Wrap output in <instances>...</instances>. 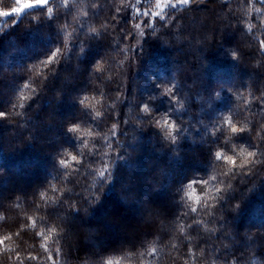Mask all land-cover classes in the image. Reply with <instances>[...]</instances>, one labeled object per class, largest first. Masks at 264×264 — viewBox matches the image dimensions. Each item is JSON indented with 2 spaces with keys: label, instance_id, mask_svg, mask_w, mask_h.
<instances>
[{
  "label": "trees",
  "instance_id": "16d2710c",
  "mask_svg": "<svg viewBox=\"0 0 264 264\" xmlns=\"http://www.w3.org/2000/svg\"><path fill=\"white\" fill-rule=\"evenodd\" d=\"M121 9L122 0H50L2 22L0 264L264 261V5L149 10L126 83L115 55L132 17ZM226 117L251 131L233 136ZM244 146L258 153L246 168L214 158Z\"/></svg>",
  "mask_w": 264,
  "mask_h": 264
},
{
  "label": "rangeland",
  "instance_id": "374dc122",
  "mask_svg": "<svg viewBox=\"0 0 264 264\" xmlns=\"http://www.w3.org/2000/svg\"><path fill=\"white\" fill-rule=\"evenodd\" d=\"M142 0H122V5H123V9H121V12L124 11L125 13H128L131 17H132V26H130V31H131V35L130 37H126L121 41V44L119 46L120 51L116 53L115 55V59L117 60V62L115 63V66H118V74L121 77V81L122 83H126L128 80V77L130 75V72L132 69H134V62H132V60H134V56L136 54V52L138 51V49L141 47L142 42H143V38L145 35V31L148 28L145 23L143 18V15L147 14V13H158V15H160L159 13L163 12L164 9L166 8H172V7H177V6H182L188 2H186V0H153L154 2V6H151V9H147V8H140V6L138 7L139 3ZM226 1V0H223ZM259 1V0H258ZM14 4L8 8V9H4L1 4H0V27L2 25V22L5 18H7L8 16H15L16 18L19 17L20 15H22L26 10L20 11V9L22 8V2L21 0H13ZM35 8V7H33ZM32 9V8H31ZM95 9V6L92 7V10ZM29 10V9H27ZM149 10H153V12L149 11ZM256 12L259 9L254 7ZM259 12V11H258ZM6 13H9L6 15ZM127 15V14H126ZM140 16V17H138ZM124 17V16H123ZM201 21V20H200ZM191 25L194 28H197V26H201L202 21L200 23L197 22H193V20H190ZM263 25V24H262ZM264 26V25H263ZM243 41V39H242ZM71 41H67V46L65 47L64 53L65 55L68 54V51L70 50ZM92 72V71H91ZM222 81V80H219ZM166 120V117H162V116H157L154 120V122H156L159 126H164L163 121ZM29 183H31V181H28V183L24 182L23 186L19 185L16 187V189L18 190H25L23 187H26V185H28ZM31 187V186H30ZM1 188V186H0ZM33 188V187H32ZM6 201L3 198H0V206L5 205ZM144 208V207H143ZM57 216V214H56ZM58 217V216H57ZM149 217V215H146L145 220H148L147 218ZM151 219V217H150ZM67 226L65 228V232L69 233L70 235V240L73 238L74 239H78V231L73 228V227H69ZM93 233V232H92ZM108 233H116V234H120V235H125L127 236V238L125 240L122 241H130V236L126 235V233H122L120 231V229L118 228H109ZM90 231H87L86 234L83 236L84 240L92 241L91 236H90ZM94 236H97V233L94 232ZM75 241V240H74Z\"/></svg>",
  "mask_w": 264,
  "mask_h": 264
},
{
  "label": "snow or ice",
  "instance_id": "6c2138e0",
  "mask_svg": "<svg viewBox=\"0 0 264 264\" xmlns=\"http://www.w3.org/2000/svg\"><path fill=\"white\" fill-rule=\"evenodd\" d=\"M22 2V8L20 9V11L23 10H27V9H31L33 7H40V8H46L47 4L50 2V0H21ZM186 2H190V0H186ZM223 2V0H222ZM259 2L264 5V0H259ZM141 5V3H140ZM138 5V7L140 6ZM9 13H6V15ZM145 23H148V21H146ZM257 43L260 46V49L262 52H264V34L261 35V38L257 41ZM59 50H54L53 53L49 56V58L44 62L45 64L50 63L58 54ZM233 59H238V54L237 53H233L232 56ZM101 67L100 65H97V68ZM25 87H27V85H25ZM171 91V89H165V92H169ZM21 99H24V97H21ZM262 107H261V111H264V102L261 103ZM142 111L144 112H148L149 109L147 106H144ZM6 114L0 112V118H3ZM163 124L165 126H167V128L169 130H171L174 126L168 121V120H164ZM225 124L226 126L229 128L230 133L233 136H237L238 134L241 133H245L246 131H251V128H249L247 125H238L236 123H233L231 121V119L229 118H225ZM69 132H77L79 131L78 126L73 125L71 127H69L68 129ZM170 131H169V135H170ZM258 135L260 136V139H264V133H258ZM258 155V153L256 151L253 150H249L247 147H241L235 155H230V154H225L222 151H217L214 154V158L217 161H223V163H225L226 165L229 166L228 170L231 171L233 168H246L248 167L250 164L252 163H256L257 161L255 160V157ZM77 159L76 156L74 155H70L69 154V160L71 161H75ZM62 164H64L65 166H67V162L66 161H61ZM190 191L188 193V195L193 198L194 200H199V196L196 194V189L192 187L191 183H189L188 185ZM43 195V194H42ZM195 210V209H194ZM17 260H19V257H17ZM106 264H112V261H107ZM233 264H235V262H233ZM251 264H264V261H257L256 259H253L251 261Z\"/></svg>",
  "mask_w": 264,
  "mask_h": 264
}]
</instances>
